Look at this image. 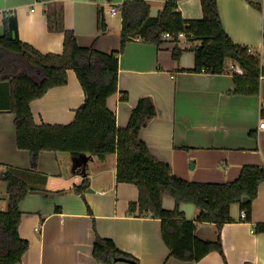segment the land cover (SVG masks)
I'll use <instances>...</instances> for the list:
<instances>
[{
  "label": "crops",
  "instance_id": "crops-1",
  "mask_svg": "<svg viewBox=\"0 0 264 264\" xmlns=\"http://www.w3.org/2000/svg\"><path fill=\"white\" fill-rule=\"evenodd\" d=\"M130 0H54L62 8L63 25L74 33L79 47L111 53L120 48V12L110 9ZM151 2L150 15L156 17L166 0ZM47 2L39 0H0V36L3 18L13 15L21 42L43 54H61L63 33L50 31L46 21ZM102 4L104 26L99 24ZM178 9L185 20H201L200 0H182ZM217 11L225 33L236 44L258 53L264 71V0H217ZM165 41L160 46L140 40L129 41L119 55L118 90L107 99L116 125L126 128L138 100L152 99L157 115L139 132L150 154L169 165L172 173L186 181L226 183L235 180L245 165L264 167V74L257 95L235 94L229 67L221 75L194 73V54ZM183 50L179 60L172 50ZM123 93L127 98L123 100ZM84 102L81 86L72 70L67 84L49 89L30 103L36 124L66 125ZM10 85L0 82V173L9 167L29 187L19 203L18 233L29 243L17 264H129L97 262L92 257L95 232L133 257L138 264H264V182L252 202L249 222L240 219L241 205L230 206L231 223L220 231L222 254L211 252L198 262H182L169 256L161 238L159 219L128 214V206L138 198L135 185L116 181V155L97 159L83 155L77 163L68 153L42 151L37 168L30 170L29 154L18 149L10 111ZM251 134V135H250ZM88 179L84 196L74 189ZM6 183L0 178V209H6ZM162 207L173 210L174 200L162 197ZM90 211V213L88 212ZM179 211L194 221L198 210L180 204ZM195 235L214 242V224L198 225Z\"/></svg>",
  "mask_w": 264,
  "mask_h": 264
},
{
  "label": "trees",
  "instance_id": "trees-1",
  "mask_svg": "<svg viewBox=\"0 0 264 264\" xmlns=\"http://www.w3.org/2000/svg\"><path fill=\"white\" fill-rule=\"evenodd\" d=\"M39 1L47 2L48 29L63 33L61 54H43L21 42L13 15L3 18L5 29L0 36V82H9L16 144L18 149L28 152L30 170L37 168L42 151L68 153L79 164L83 163V155L101 160L116 155V181L133 184L138 191L137 200L128 206V214L159 219L161 238L170 257L182 262H198L211 252L222 254L220 231L232 222L229 208L240 204L246 213L245 221H250L252 202L257 197L259 185L264 182V167L245 165L235 180L222 184L183 180L172 173L169 165L155 159L139 139L140 130L157 115L152 99L138 100L124 129L117 127L115 115L106 102L119 92V55L129 41L140 40L158 47L165 42L162 40L165 33H192L185 48L194 54L191 72L221 75L226 72L225 62L231 60L244 72L243 75L232 73L234 93L244 96L259 93V77L264 74L259 54L249 53L247 47L234 43L225 33L217 0H200L203 19L190 21L183 19L178 9L182 0H166L156 17L150 15L151 2L126 1L115 7L121 16L120 48L108 54L79 47L74 33L64 28L62 8L54 0ZM101 8L99 4V24L104 26ZM182 51L175 47L173 60H179ZM69 70L75 73L84 94V102L76 109L73 121L66 125L36 124L30 103L49 89L66 85ZM126 98L123 93V100ZM4 182L7 198L6 209L0 210V264H17L29 247L28 241L19 236L18 226L19 203L30 189L9 167L4 168ZM87 188L88 179L85 178L74 191L83 197ZM165 195L174 200L173 210L162 207ZM243 197L249 199L246 204H241ZM180 204L195 206L198 214L194 221L187 220L179 211ZM203 223L216 226V241H202L196 237L195 230ZM257 231L264 232V225L258 226ZM92 257L101 263H111L114 258L122 257L138 264L135 257L119 250L110 239L96 232Z\"/></svg>",
  "mask_w": 264,
  "mask_h": 264
},
{
  "label": "built area",
  "instance_id": "built-area-1",
  "mask_svg": "<svg viewBox=\"0 0 264 264\" xmlns=\"http://www.w3.org/2000/svg\"><path fill=\"white\" fill-rule=\"evenodd\" d=\"M119 11L115 8V7H112L110 9V13L111 15H115L117 14ZM193 37V34L192 33H185V32H180L178 34H172V33H165L163 36H162V40L164 41H169V42H172L173 44L175 45H179L180 43H182V41H187L188 39L192 38ZM249 53H253L252 49L251 48H248L247 49ZM236 72L239 73V75H242L241 73L243 72L241 69L237 68L236 69ZM262 76L259 77V79H261ZM259 128L260 129H264V121H262L260 124H259ZM240 219L245 221L246 220V213L245 211H241L240 213Z\"/></svg>",
  "mask_w": 264,
  "mask_h": 264
},
{
  "label": "water",
  "instance_id": "water-1",
  "mask_svg": "<svg viewBox=\"0 0 264 264\" xmlns=\"http://www.w3.org/2000/svg\"><path fill=\"white\" fill-rule=\"evenodd\" d=\"M102 1V0H100ZM102 10V14H101V23L103 24L104 23V11H103V7L101 8ZM0 178H4V172H1L0 173ZM249 201L248 197H243L241 199V204H246L247 202ZM114 262H127L129 264H136L135 262H132V261H128L126 260L125 258H122V257H118V258H114L113 259Z\"/></svg>",
  "mask_w": 264,
  "mask_h": 264
},
{
  "label": "rangeland",
  "instance_id": "rangeland-1",
  "mask_svg": "<svg viewBox=\"0 0 264 264\" xmlns=\"http://www.w3.org/2000/svg\"><path fill=\"white\" fill-rule=\"evenodd\" d=\"M237 66H238V65H237ZM238 68H239V66H238ZM239 69H240V68H239ZM229 70H230L229 72H231V73H235V74H238V75H239V73L236 72V69H234V70L232 69V66L229 67ZM241 74L243 75L244 72H242ZM2 209H4V208H2ZM2 209H0V210H2Z\"/></svg>",
  "mask_w": 264,
  "mask_h": 264
}]
</instances>
